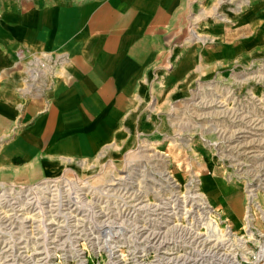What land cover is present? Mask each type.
Returning <instances> with one entry per match:
<instances>
[{"label": "rangeland", "instance_id": "374dc122", "mask_svg": "<svg viewBox=\"0 0 264 264\" xmlns=\"http://www.w3.org/2000/svg\"><path fill=\"white\" fill-rule=\"evenodd\" d=\"M188 7L187 27L165 37L139 104L148 126L124 129L122 140L67 162L59 175L0 176V264H51L56 250L90 246L113 248L88 256L90 264H165L200 249L190 237L207 231L200 202L216 231L228 224L244 236L226 240L234 249L264 242V212L246 210L247 198L264 209V0ZM252 18L259 23L236 33ZM191 51L190 77L177 81ZM103 232L112 235L88 238ZM155 233L165 237L150 239Z\"/></svg>", "mask_w": 264, "mask_h": 264}, {"label": "crops", "instance_id": "0c3cea01", "mask_svg": "<svg viewBox=\"0 0 264 264\" xmlns=\"http://www.w3.org/2000/svg\"><path fill=\"white\" fill-rule=\"evenodd\" d=\"M188 1L0 0V176L59 175L148 126L139 104L165 37L187 27ZM191 52L177 81L190 77Z\"/></svg>", "mask_w": 264, "mask_h": 264}, {"label": "built area", "instance_id": "2783aa9c", "mask_svg": "<svg viewBox=\"0 0 264 264\" xmlns=\"http://www.w3.org/2000/svg\"><path fill=\"white\" fill-rule=\"evenodd\" d=\"M247 202H249L246 208L247 213H254V209L256 208L264 212V209L256 207L260 206L259 203L256 204V200L247 198ZM207 204L208 203L206 202H200V205L199 203H197V206L204 209L208 206ZM203 209L201 210L203 212L202 224L206 223L207 231L199 230L190 236L197 239L200 244V249L196 251L183 250L178 254L168 255L167 257H165V259L168 258L167 260L163 259V262H166L165 264H234L233 262H237L238 264H264V242L258 244L256 251L251 249L246 242L239 244V246H237V249H234V244L230 243V245L226 240L232 239L236 236L238 238H244V236L242 234L238 235L230 231L228 224H226L224 229L222 228V230L220 231H215L213 229L211 230L210 222H208L207 220L209 219V216L205 215L204 211L206 210L203 211ZM214 222L216 221L214 220ZM111 235L112 234L106 232L91 233L88 238L107 239L111 237ZM155 243L157 242H152L151 245L153 246L154 250L158 251L159 246L156 247ZM204 246H206V248L203 249ZM112 249L113 248H102L97 246H90L86 248L74 247L60 249L56 250L54 254H52L54 256V260L51 264H62V262H65L64 264H90L88 256L100 255L103 252L112 254ZM233 249L235 251H233ZM46 254L48 255V253ZM169 257L174 259H169ZM45 260L46 258L41 259L42 262H46ZM93 264L101 263L98 262Z\"/></svg>", "mask_w": 264, "mask_h": 264}, {"label": "bare ground", "instance_id": "6f19581e", "mask_svg": "<svg viewBox=\"0 0 264 264\" xmlns=\"http://www.w3.org/2000/svg\"><path fill=\"white\" fill-rule=\"evenodd\" d=\"M207 220H208V222H209L210 219H207ZM217 223H218V222H214V220H213V222L210 221V224L212 225V229L215 230V231H216V228L218 227ZM215 225H216V226H215ZM156 236H158V237H156ZM154 237H156V238H154ZM159 237H160V238H163V237H165V236L162 235V234H159V233H158V234H156V233H155V234H150V239H153V238H154V239H157V240H158ZM155 244H156V245H155L156 247L159 246V245H161L160 242H157V243H155ZM170 258H171V257H169V259H170ZM167 259H168V258H167ZM167 259H165V260H167ZM171 259H174V258H171ZM233 263H234V264H238L237 262H233Z\"/></svg>", "mask_w": 264, "mask_h": 264}]
</instances>
